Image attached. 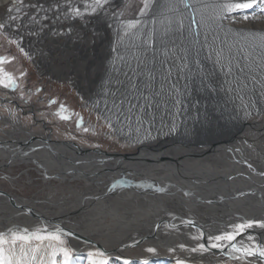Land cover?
Segmentation results:
<instances>
[{
  "label": "rangeland",
  "instance_id": "rangeland-1",
  "mask_svg": "<svg viewBox=\"0 0 264 264\" xmlns=\"http://www.w3.org/2000/svg\"><path fill=\"white\" fill-rule=\"evenodd\" d=\"M35 2L36 0H24L23 4H13V0H9L0 7V23L8 25L6 30H0V46L12 48V41L20 40L16 34L22 36L25 34L24 42H28L25 49L30 55V58L27 55L24 56L28 66L26 73L33 72L35 81L31 83L32 87L37 90L36 80L41 78L43 82L48 83V91L65 96L67 105L64 106L63 112L67 117L66 120L48 111H37L39 116L36 118L39 121H46L53 128L51 134L54 133V138L71 142L74 144L72 146L83 149L106 152L110 155L107 162H110L112 159L119 158L139 159L138 154L141 153L139 145L145 140H154L162 136L165 137L164 139L173 140L165 144L163 151H166V148L177 150L178 145L185 146L178 142L182 140L179 139L180 137H195L185 140L192 146L198 142L209 144L218 140L231 141L236 137L235 139H242L235 145L236 149H241L242 155L249 159L252 157L256 160L257 158L264 160V88L261 87V84H264V71L256 69L249 74L246 69L245 73L241 74L234 68L231 74L226 75L227 70H221L222 66L215 63L214 55L216 48L224 47L226 44L243 43L246 47L256 45L253 58L256 63L261 62L259 57L261 53H264V49L259 45L264 43V13L259 8L246 10V14L250 17L248 20L240 19L233 24L225 21L223 29L216 28L215 25L209 29L199 24L189 27L191 13L194 9H199L202 5H211L217 0H187L189 7L184 8L183 4H178V10H172V0H153V6L144 16L140 15L143 0H109L106 7L96 14L86 15L83 18H73L69 14L68 19H64V14L69 7L67 0H58L60 7L46 12H38L28 7ZM56 2L57 0H47L44 6L47 9L50 4ZM89 3L91 0H71V6L81 7L82 12L84 10L82 5ZM9 8L21 9L19 13L15 10L11 12L12 16L17 17L14 23L8 19ZM204 15L210 16L211 8L205 10ZM45 16L49 19L45 20ZM236 16L239 18L240 14ZM178 17L184 20L185 28L182 34L176 31ZM195 19L199 22V12L196 13ZM130 20H140L141 24L126 35L124 26ZM169 21H171L172 31L165 36L164 30L169 27ZM69 28L72 29L71 32L68 31ZM53 30L62 34L54 35ZM149 32L153 34L151 39L155 41L154 47L150 46L146 56L140 58L148 64L149 68H152L153 55H155L156 79L152 82V88L145 92V95L151 96L153 106L147 108L146 113L142 112L140 107L133 108L129 112L130 104L144 106L145 102L142 99H132L131 93L126 91L128 81L124 73L130 66L136 67V57L144 49L145 41L149 39ZM206 36L208 44H212L213 36L216 37L213 48L206 46ZM121 37H123L122 40ZM181 49L188 50V67L183 72H178V68L181 67L179 57L184 54ZM197 49L200 50L198 58L195 56ZM248 50L252 51V48L248 47ZM121 56L124 57L123 60L119 59ZM196 59L199 60V64L195 62ZM162 62L164 67L161 66ZM239 63L242 65L245 61L240 59ZM14 64L4 68L13 69L20 75L22 66L17 68ZM169 65L172 67L171 76L165 72V68ZM253 75L261 81V84H255L252 81ZM22 78L18 85L20 90L27 85ZM140 79L146 81L147 77L145 75ZM118 80L124 82L123 86L117 84ZM173 85L175 88L172 87ZM6 92L8 90L0 87L1 94L5 96ZM156 92L160 93L159 96L155 95ZM100 95H103L100 103L106 110L102 109L108 113L109 117L111 116L114 124L92 104V100ZM20 100L24 102L23 105L33 103L24 97H20ZM95 101V104L99 103V100L95 99ZM11 104H13L10 105L12 108H16V104ZM256 109H259V114ZM246 112L252 114L246 116ZM6 115H10V111L7 106L0 103V125L4 129H12L11 123L3 120V116ZM13 117L21 120L29 131H47L40 122L33 124L32 113L18 109ZM109 124H113V127ZM114 127L123 132L128 129L133 130L139 136L136 139L138 143L120 140L113 133ZM0 133H2L1 129ZM240 133L243 135L240 136ZM231 143L234 142L226 143L222 148L229 150L231 146H234ZM213 150L212 152L217 153L219 151ZM221 151L223 153V149H220ZM147 155L151 160L154 153L148 152ZM21 162L0 169V190L24 199L32 200L38 197L43 201L46 198L57 200L62 197L73 200V194L86 190L88 180L85 177L84 179H67L58 176L46 178L44 176L47 172L42 171L43 165L33 161ZM130 163L128 165L130 171L122 172V174L131 175L145 186V175L141 174V170L131 168ZM38 167L44 174L38 170ZM112 173L113 176L122 175L120 170ZM122 178L124 180L126 177ZM109 179V173L99 178L101 183H107ZM148 195L155 196L151 193ZM73 201V204H76L77 201ZM38 204L46 206V203ZM57 229L59 228L49 225L39 231H30L28 234L35 232L46 236L49 233H55ZM70 229L73 233L65 234L61 231L59 234L64 241L63 246L72 250L73 258L79 252L76 249L78 244L72 243V240L78 238L80 234L78 230ZM39 242L41 241L33 238L28 243L31 245ZM198 243L206 242L200 240ZM97 250L104 252L108 259L116 257L122 261L127 259L129 262L140 260L147 261V264L152 259L148 250L137 245L126 252H123L124 246L122 249L118 245L117 251L110 249L108 251L111 253H107L101 248L87 244L82 253L88 255V252ZM209 251L193 253L191 249L170 248L168 245H163L160 254H155V257L174 261L183 260L185 264H248L249 260H253V264H264V261L251 257L239 260L234 259V256L220 255V250L215 248ZM36 255V261H28V264H40L41 258L45 264H51V255L46 253Z\"/></svg>",
  "mask_w": 264,
  "mask_h": 264
},
{
  "label": "bare ground",
  "instance_id": "bare-ground-1",
  "mask_svg": "<svg viewBox=\"0 0 264 264\" xmlns=\"http://www.w3.org/2000/svg\"><path fill=\"white\" fill-rule=\"evenodd\" d=\"M8 1L0 0V7ZM239 20L240 16L236 22ZM24 35L16 34L22 39ZM101 97L103 95L95 98L99 103L95 104L94 99L92 104L114 124L111 116L105 112V106L100 103ZM2 99L0 97L1 101L5 100ZM17 110L10 106V115L3 116L6 123H11L12 129H4L0 125V169L21 161H33L43 165L42 171L47 172L44 176L46 178L85 177L88 184L86 190L73 194L76 204L66 197L57 200L46 198L45 201L34 197L29 200L0 192V232L4 233L6 240H11V229L14 227L36 229L54 225L65 234L73 233L70 228L78 230L80 234L72 240V243L78 244L76 249L79 253L72 258L71 264H88V255L82 253L87 244L107 253H111L108 251L110 249L116 250L118 245L122 249L124 246L123 252L131 250L135 245L145 250L151 248L155 251H148L152 257L148 264H176L172 259H159L155 254H160L163 245L191 249L200 240L206 242L208 236L233 231L237 224L252 219H264V160L252 157L249 159L242 155L241 149L235 147L241 138L212 141L209 144L198 142L192 146L185 140L195 137L186 136L180 137L181 141L176 140L185 146L178 145L177 150L166 148L163 151L165 144L173 140L164 139L162 136L143 141L139 145V159L119 158L107 162L110 155L106 152L83 149L72 146L74 144L71 142L58 140L53 137L54 133L51 134L52 128H46L47 131L42 132L29 131L21 120L14 119L13 115ZM113 129V133L120 140L138 143L136 139L139 136L133 130L123 132L115 127ZM229 142H234L231 143L234 146L229 150L222 148ZM220 149H223V153ZM159 150L162 151L157 152ZM212 150L219 151L217 153ZM148 152L154 153L151 160L147 157ZM129 163L131 168L141 170V174L145 175V186L131 175L122 174L130 171ZM38 170L42 172L39 167ZM119 170L122 175H112V172ZM108 173L110 179L107 183H101L99 178ZM123 176L126 177L124 180ZM38 203H46V206ZM93 209L97 210L92 211ZM201 233L204 234L203 238L193 239L199 238ZM249 235L257 243H264V229L258 228L241 233L235 243L238 246L241 243L248 244ZM48 243L49 241L44 240L30 246L40 244L36 254L51 255L52 249L47 247ZM19 244L17 242L15 249L17 254ZM3 247L7 251L10 244L6 243ZM219 250L220 255L224 256L240 255L233 252L228 242H224L223 249ZM55 260L56 264H63L62 254L57 252ZM108 264H122V260L113 257L108 259ZM130 264L144 262L134 260Z\"/></svg>",
  "mask_w": 264,
  "mask_h": 264
},
{
  "label": "snow or ice",
  "instance_id": "snow-or-ice-1",
  "mask_svg": "<svg viewBox=\"0 0 264 264\" xmlns=\"http://www.w3.org/2000/svg\"><path fill=\"white\" fill-rule=\"evenodd\" d=\"M47 2V0H36L35 3L29 4L28 7L31 9H34L38 12L40 11H51L53 8H59V2L55 4H50L49 7L46 9L44 4ZM69 7L67 11L64 14V19L69 18V14L73 18H83L86 15H93L96 14L99 10H102L106 7V5L109 3V0H91V3L84 4L82 7L84 8V11H81V7H72L71 6V0H67ZM23 4L24 0H13V4ZM183 4L184 8H188L189 4L187 0H172V10H178L177 5ZM153 6V0H143V7L140 8V15L144 16L149 9ZM208 8H211V15L205 17L204 12ZM259 8L262 13H264V0H217V2L211 4V5H202L199 9H194L191 13V22L189 27L191 25L199 24L201 26H205L209 29L212 28L213 25H215L216 28L223 29L225 27V21L228 22V24H233L236 22V14H240V19L242 20H248L250 17L246 14V10L250 9H256ZM15 10L17 13L20 12V8H9L8 9V19L14 23L17 19L16 16H12L11 12ZM200 13V20L197 22L195 19L196 13ZM55 15V14H54ZM254 18V17H253ZM45 20H48L49 17L45 16ZM56 20H59V17H56ZM35 21V18H34ZM141 24L140 20H130L127 22V24L124 26V32L127 35L129 32H131L133 29H136L138 25ZM171 21H169V27H166L164 30V35L166 36L169 32L172 31L171 29ZM8 27L5 23H0V30H6ZM185 28L184 20L182 17H178L176 20V31L183 33V30ZM69 32L72 31L71 28L68 29ZM229 31L231 29L229 28ZM54 35H61V32H56L53 30ZM149 39L145 41V47L140 52V55L136 57L137 59V65L135 68L129 67V70L124 73L125 78L128 81V88L126 91L130 92L132 95V99L135 100H144L145 104L144 106H140L139 104H130L129 112L132 111L133 108L140 107L142 112L146 113L147 108L152 107L151 103V96L145 95L146 91H149L153 84L152 82L156 79L155 76V55H153V67L149 68L148 64L145 63L143 59L140 57L146 56L149 47L153 46L155 44V41L151 39L152 33L149 32ZM197 35H199L197 33ZM22 39V38H21ZM123 37H121V40ZM216 37L213 36V42L212 44L207 43V36L205 37L206 46L209 48L214 47ZM162 42L163 39H162ZM195 43V41H194ZM248 47L252 48V51L248 50ZM246 47L243 43H235V44H226L224 47L216 48L214 51V55L216 57L215 63L220 64L221 70L224 69L227 70V74H231L233 69L238 73H245V70L247 69L249 74L251 72H254L256 69H260L261 71H264V53H261L259 59L260 63H256V60L254 57V51L256 48V45H250ZM260 48L264 49V43H261L259 45ZM114 51L116 49H113ZM235 50V51H234ZM21 51H23V48H21ZM167 51V49H165ZM181 51L184 53L179 57L181 61V67L178 68V72H183L185 68L188 67V50L187 49H181ZM200 54V50L197 49L195 56L198 58ZM210 58V57H209ZM5 57H0V64H3L5 62ZM120 60H123L124 57H119ZM242 59L245 61L244 64H240L239 61ZM195 62L199 64V60L196 59ZM162 67H164V64L162 62ZM165 72L168 76H171L172 67L171 65L167 66L165 68ZM23 75V73H22ZM146 75L147 79L146 81L140 79ZM252 81L255 84H261V81L257 80L256 77L253 75ZM6 81V82H5ZM117 84L123 86V81H117ZM0 85H3L5 88L15 89L17 87L16 80L12 77L11 74L3 72V69H0ZM242 87H246L247 85H241ZM175 88V85L172 86ZM261 87L264 88V84H261ZM161 88H163V85H161ZM159 92H156L155 95L159 96ZM125 99H127V96H125ZM50 103H54V101H50ZM123 103V101H122ZM253 107H255L253 105ZM257 114H259V109H256ZM246 116H250L251 112H246ZM65 119L67 117H64ZM137 119L139 120L140 117L138 116ZM111 127V124H109ZM174 130V129H173ZM191 223V222H189ZM264 229V219H252L247 220L244 223L237 224L234 226L233 231L230 232H224L220 235L216 236H208L206 238V243H198L197 247L191 248V252H207L212 248L215 249H223L224 242H228V246L232 248L234 253H239V256H234V259L239 260H245L249 257L258 259L260 261H264V243H257L256 239L249 235L247 237V240L249 241L248 244L241 243L240 246H238L235 241L238 235L241 233H244L246 230L249 229ZM62 230L57 229L55 233H49L48 235H38L37 233H31L28 234V230L24 229L23 233L20 234L17 232L11 233V240H5L4 233L0 232V264H28V261H36L39 248L41 247L40 244H37L35 247H31L29 245V241L33 238L37 241H49L47 247L52 249L51 253V264H56L55 257L57 255V252L61 253L63 256V264H71L72 260V250L70 248L63 247L64 241L61 239L60 232ZM204 234L201 233L200 237H193L194 240L203 238ZM20 242L19 244V253L15 251L17 247V242ZM56 242V243H53ZM10 244V248L6 251L3 247L4 244ZM183 248L184 245H181ZM149 252L155 251V249H148ZM40 264H45L43 258H41ZM88 264H108V258L102 251H95V252H88ZM122 264H130V262L127 259H124L122 261ZM144 264H147V261L144 262ZM176 264H185L183 260H177ZM248 264H253V260H249Z\"/></svg>",
  "mask_w": 264,
  "mask_h": 264
},
{
  "label": "flooded vegetation",
  "instance_id": "flooded-vegetation-1",
  "mask_svg": "<svg viewBox=\"0 0 264 264\" xmlns=\"http://www.w3.org/2000/svg\"><path fill=\"white\" fill-rule=\"evenodd\" d=\"M25 39L20 38V40H13L12 48H5L0 46V57H5V62L3 64H0V67L3 69V72L11 74L12 77L16 80L17 87L15 89L5 88L3 85H0L1 88H4L8 90L7 95H3L0 93V97L5 99L3 101L0 100V103L2 105H6L9 109L10 105H13L11 103L16 104L17 109H22L24 112L32 113L34 116V123L36 124L38 122L41 123L44 128H52L51 126L46 123V121H39L37 116L38 110H42L44 112H50L54 114L55 116L58 115L60 118L65 119L66 115H64V106L66 107L67 101L65 100V96L58 92H50L47 90V84L41 80V78H38L36 81L38 83L36 89L32 87V82L35 81L33 78V72L26 73V67L27 66V59L24 57L27 55L28 58H30V55L26 53L25 45L27 42H24ZM21 48H23V51H21ZM11 49L15 50L12 51ZM15 63V64H14ZM14 64L17 68L19 66H22L20 68V75L23 80L27 83L23 89H19L18 85L20 84V75L16 73L15 70H8V68H4L7 65ZM0 68V69H1ZM23 73V75H22ZM44 77V76H43ZM6 82V81H5ZM11 94V95H9ZM13 94V96H12ZM20 97H24L27 101H32V104L23 105V101L20 100ZM8 99V100H6ZM10 100V101H9ZM50 101H54V103H50ZM72 109L74 107L72 106ZM41 111V112H42ZM66 120V119H65ZM53 129V128H52Z\"/></svg>",
  "mask_w": 264,
  "mask_h": 264
},
{
  "label": "water",
  "instance_id": "water-1",
  "mask_svg": "<svg viewBox=\"0 0 264 264\" xmlns=\"http://www.w3.org/2000/svg\"><path fill=\"white\" fill-rule=\"evenodd\" d=\"M0 192L3 193V194H5V195H9V194H8L6 191H4V190H0ZM44 228H46V227H44ZM44 228L27 229V230H28V232H30V231H39V230L44 229ZM23 230H24V229H19L18 227H14V228L11 229L12 232H23ZM2 233H3V232H2Z\"/></svg>",
  "mask_w": 264,
  "mask_h": 264
}]
</instances>
